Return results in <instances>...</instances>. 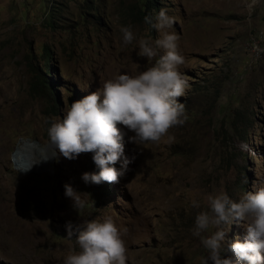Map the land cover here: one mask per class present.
<instances>
[{
    "label": "rangeland",
    "instance_id": "1",
    "mask_svg": "<svg viewBox=\"0 0 264 264\" xmlns=\"http://www.w3.org/2000/svg\"><path fill=\"white\" fill-rule=\"evenodd\" d=\"M138 1L0 0V264H63L80 251L66 224L105 216L127 229L128 264H203L208 251L193 229L196 215L210 211L209 197L226 192L238 202L264 187V0H153L151 17L166 8L176 19L168 31L181 37L186 122L169 130L170 142L143 145L130 143L135 133L118 124L125 155L134 160L117 183L82 180L85 172H99L93 153L69 160L55 149L44 158L54 151L45 121L63 119L71 102L117 75L146 70L163 54L152 61L138 56L141 38L159 36L136 20V9L127 16ZM128 25L136 36L131 44L120 31ZM44 48L55 114L50 97L32 91L34 71L44 72ZM241 115L247 129L234 121ZM24 151L40 167L20 172L14 152ZM66 184L86 201L79 213ZM222 227L221 256L237 259L229 246L244 242L247 230L235 222Z\"/></svg>",
    "mask_w": 264,
    "mask_h": 264
},
{
    "label": "clouds",
    "instance_id": "2",
    "mask_svg": "<svg viewBox=\"0 0 264 264\" xmlns=\"http://www.w3.org/2000/svg\"><path fill=\"white\" fill-rule=\"evenodd\" d=\"M155 7L152 0L149 11ZM144 20L159 36L154 42L141 38L138 56L152 61L162 51L154 65L138 74H120L105 81L100 90L71 102L63 119L45 121L50 124L47 133L54 148L51 154H43L45 159L54 156L55 149L69 160L82 153H93L99 172L83 173L81 178L86 184L117 183L133 162L134 157L125 155V134L118 124L135 133L129 137L130 143L143 145L158 144L165 137L170 142L174 137L168 136L169 130L187 120L185 104L180 99L189 87L180 71L186 58L179 50L181 37L168 31L176 19L162 7L154 18L149 15ZM120 31L125 44L136 40L131 25L122 26ZM121 160L118 170L114 165ZM65 195L71 198L78 213L85 208L86 201L71 184L65 185ZM192 204L200 206L195 200ZM209 207L210 211L196 215L193 229V235L201 238L208 251L203 264H209V260L213 264H240L242 260L264 264V187L247 191L238 202L226 192L210 196ZM234 222L246 228L247 237L244 242L237 240L229 246L237 259L222 258L226 237L222 226ZM211 227L216 231L203 236ZM66 229L67 237L76 238L80 251L68 254L63 264H128V248L123 238L127 229L121 230L111 216L76 225L69 221Z\"/></svg>",
    "mask_w": 264,
    "mask_h": 264
},
{
    "label": "trees",
    "instance_id": "3",
    "mask_svg": "<svg viewBox=\"0 0 264 264\" xmlns=\"http://www.w3.org/2000/svg\"><path fill=\"white\" fill-rule=\"evenodd\" d=\"M152 0H139L137 3H134L133 5H131L129 7V10L127 12V16L130 17V15H134L133 9H136L138 15L137 18L134 16V18H136V20L140 21V20H144L145 16H149V8L151 5ZM47 49H43L42 52V57L44 58V68L43 71L44 72H40V71H34V80L32 82V91L36 92L38 91L40 95H43L44 97L49 96L50 99L53 101L52 106L50 107V111L53 113L55 108V96L53 95L54 89H53V84L54 81L52 80V78L48 77L47 73H51L50 69H52V66L49 63V58L47 57ZM48 59H47V58ZM185 109H188V105L186 104ZM239 119L240 123H242L243 128H248L247 123L245 122V118L244 116H240V117H236L234 118V121ZM235 134V133H234ZM240 141H245V135L241 134V133H237L235 134ZM94 196L97 197V195H104L101 192H93ZM97 199V198H96Z\"/></svg>",
    "mask_w": 264,
    "mask_h": 264
},
{
    "label": "bare ground",
    "instance_id": "4",
    "mask_svg": "<svg viewBox=\"0 0 264 264\" xmlns=\"http://www.w3.org/2000/svg\"><path fill=\"white\" fill-rule=\"evenodd\" d=\"M33 155L34 153H32V151H29V152L24 151L23 153L14 152V157L17 161V169L20 172H28L30 170L37 169L38 167H40L36 163L35 157ZM26 168L27 170H25Z\"/></svg>",
    "mask_w": 264,
    "mask_h": 264
}]
</instances>
